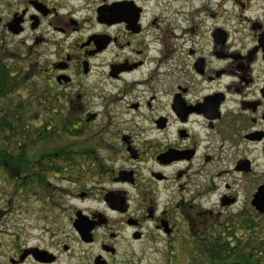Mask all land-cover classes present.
<instances>
[{
    "label": "flooded vegetation",
    "instance_id": "flooded-vegetation-1",
    "mask_svg": "<svg viewBox=\"0 0 264 264\" xmlns=\"http://www.w3.org/2000/svg\"><path fill=\"white\" fill-rule=\"evenodd\" d=\"M263 35L264 0H0V50L25 51L68 116L39 150L40 220L85 218L94 264H113L121 231L157 244L209 216L264 226ZM59 259L18 246L6 264Z\"/></svg>",
    "mask_w": 264,
    "mask_h": 264
},
{
    "label": "trees",
    "instance_id": "trees-1",
    "mask_svg": "<svg viewBox=\"0 0 264 264\" xmlns=\"http://www.w3.org/2000/svg\"><path fill=\"white\" fill-rule=\"evenodd\" d=\"M20 57L0 50V200L8 208L45 194L49 179L40 171L39 150L62 140L68 121L66 114L55 120L60 101ZM248 228L244 233L243 226H222L206 217L202 227L174 241L179 259L172 264H264V226L251 221Z\"/></svg>",
    "mask_w": 264,
    "mask_h": 264
},
{
    "label": "rangeland",
    "instance_id": "rangeland-1",
    "mask_svg": "<svg viewBox=\"0 0 264 264\" xmlns=\"http://www.w3.org/2000/svg\"><path fill=\"white\" fill-rule=\"evenodd\" d=\"M24 54L25 51H21L22 58ZM36 73L35 70L34 75ZM38 80H40L39 76L36 77V81ZM58 184L65 185L56 183ZM164 200L166 196L162 199L163 204L166 203ZM38 202L39 199L35 198L24 200L8 212L0 200V210L6 211L3 215L0 214V264H6L8 258L15 254L18 246L50 248L60 255L57 264H94L93 259L99 253L101 242L92 245L83 243L75 227L73 228L69 223L67 215L61 216L57 223L46 224L44 220H40L42 214L39 213ZM40 204L44 205L45 202ZM213 205L214 200L206 203V207L210 209ZM82 207L91 209L95 206L87 203ZM121 232L123 238L118 240V254L112 261L113 264H172L173 260L179 259V254L172 251V246L177 243L157 232L155 234L160 238L157 244H150L148 241L131 242L128 238L129 232ZM64 245L69 246V252L63 253Z\"/></svg>",
    "mask_w": 264,
    "mask_h": 264
},
{
    "label": "water",
    "instance_id": "water-1",
    "mask_svg": "<svg viewBox=\"0 0 264 264\" xmlns=\"http://www.w3.org/2000/svg\"><path fill=\"white\" fill-rule=\"evenodd\" d=\"M261 40V47H262V50L264 52V35L262 37ZM264 207V200H263V206ZM262 213H264V209L263 211H261ZM83 219L85 218H81V220H77L76 223H75V229L77 231V233L80 235L81 237V240L84 242V243H92V237H91V233L92 231L94 230L93 227L89 226L87 224L86 221H84ZM101 261V258H98L97 259V263Z\"/></svg>",
    "mask_w": 264,
    "mask_h": 264
}]
</instances>
